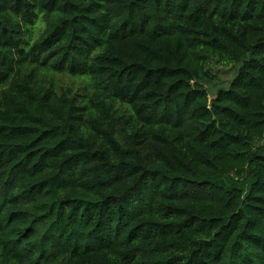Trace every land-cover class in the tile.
<instances>
[{"label":"trees","instance_id":"obj_1","mask_svg":"<svg viewBox=\"0 0 264 264\" xmlns=\"http://www.w3.org/2000/svg\"><path fill=\"white\" fill-rule=\"evenodd\" d=\"M0 264H264V0H0Z\"/></svg>","mask_w":264,"mask_h":264},{"label":"rangeland","instance_id":"obj_2","mask_svg":"<svg viewBox=\"0 0 264 264\" xmlns=\"http://www.w3.org/2000/svg\"><path fill=\"white\" fill-rule=\"evenodd\" d=\"M58 81L62 84V85H72L73 87H76L80 82L79 80H75L74 78L70 77L67 74H56Z\"/></svg>","mask_w":264,"mask_h":264}]
</instances>
